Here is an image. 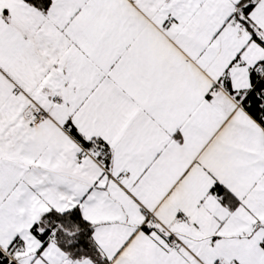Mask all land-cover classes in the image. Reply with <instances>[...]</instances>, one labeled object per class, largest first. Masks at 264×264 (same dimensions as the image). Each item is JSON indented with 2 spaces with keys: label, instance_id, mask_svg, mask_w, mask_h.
I'll return each mask as SVG.
<instances>
[{
  "label": "snow or ice",
  "instance_id": "obj_1",
  "mask_svg": "<svg viewBox=\"0 0 264 264\" xmlns=\"http://www.w3.org/2000/svg\"><path fill=\"white\" fill-rule=\"evenodd\" d=\"M0 264H264V0H0Z\"/></svg>",
  "mask_w": 264,
  "mask_h": 264
}]
</instances>
